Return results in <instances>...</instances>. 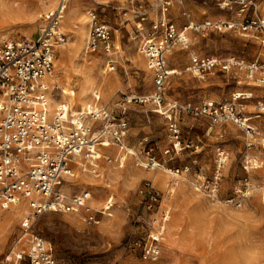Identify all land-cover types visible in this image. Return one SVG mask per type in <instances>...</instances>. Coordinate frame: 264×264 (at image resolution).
<instances>
[{
    "label": "rangeland",
    "instance_id": "obj_1",
    "mask_svg": "<svg viewBox=\"0 0 264 264\" xmlns=\"http://www.w3.org/2000/svg\"><path fill=\"white\" fill-rule=\"evenodd\" d=\"M8 1L2 3L9 5L11 11L0 7V45L11 40H35L47 22L46 14L60 0H45L47 4L30 0L22 11L17 2ZM121 2L67 0L61 19V31L67 41L56 55L52 80L59 87L52 94L54 106L67 101L79 109L83 104L78 98L85 97L90 100L88 106L96 103L95 106L101 107L117 93L142 98L159 93L154 70L135 39L131 20L112 10L113 6L127 7ZM90 9L101 13L112 28L114 71H107L106 56L101 50L93 55L86 52ZM183 11L188 12L189 18L183 16ZM227 12L218 8L216 0H182V4L176 3L170 9L169 18L182 30L188 20L198 24L229 19L231 13ZM74 16L84 19L74 20ZM186 36V46H175L165 56L171 74L160 94L161 102L130 104L129 145L133 147L140 139L148 138L147 148L127 155L122 164L119 163L122 151L116 155L108 153L113 162L101 160L99 175L86 172L76 177L82 172L81 162L78 159L72 164L74 176L67 178L64 189L69 193L89 190L91 205L99 211L113 197V207L104 215L99 214L97 225H88L80 214L47 212L38 216L25 232L21 223L30 210L20 205V214L4 222V231L0 226V264H5L13 241L23 233L40 235L49 242L57 264H264V93L233 75L216 73L202 80L186 71L192 56H235L251 62L264 56V46L237 32L188 30ZM243 92L253 93V99H238V103L255 128L254 137L231 121L212 125L208 117L181 112L176 116L181 144L173 148L169 120L164 115L166 108L231 100L233 94ZM148 149L153 150L149 155L160 164L152 175H168L165 186L156 183L154 186L164 197L163 205L170 210L169 224L165 225L160 241L161 257L154 262L143 260L141 248L133 244L144 236L132 217L139 209L138 187L148 180L154 182L144 165ZM220 151L226 156L222 164L218 162ZM166 168L180 170L170 189L167 185L172 179L164 171ZM216 177L217 195L211 198L207 185ZM169 229L175 233L172 253L166 249Z\"/></svg>",
    "mask_w": 264,
    "mask_h": 264
},
{
    "label": "built area",
    "instance_id": "obj_2",
    "mask_svg": "<svg viewBox=\"0 0 264 264\" xmlns=\"http://www.w3.org/2000/svg\"><path fill=\"white\" fill-rule=\"evenodd\" d=\"M124 2L127 7L113 8L133 22L135 39H138L141 51L155 73L157 96L142 98L117 93L102 107L74 109L65 103L52 107L49 80L54 72L56 49L67 41L66 34L61 31L67 0H60L57 7L46 14L47 22L35 40H11L0 45V207L9 210L16 205H25L30 210L21 223L25 232L38 216L47 212L80 214L88 225H97L99 214L104 215L113 207V197H109L103 210L99 211L91 205L89 190L84 188L69 193L64 189L67 178L74 176L72 164L79 159L89 165L90 174L99 175L100 160L108 164L113 162V158L101 152L102 148L124 150L119 157L121 164L127 155L134 154L125 144L130 127L129 106L133 102H161L160 94L171 74L165 56L175 46L188 44V30L237 32L264 46V15L258 12V0H216L220 10L232 11L234 5H241L242 11L252 8L253 12L250 16L240 14L236 18L206 20L198 24L188 20L182 30L177 29L169 18L170 9L176 3L182 4V0ZM182 14L189 18L187 11ZM87 15L90 23L86 52L101 50L106 56L108 70L112 71L116 63L112 28L96 10H90ZM186 71L202 80L216 73L233 75L252 83L264 93V56L251 62L235 56H192ZM251 97V93L233 94L231 100L204 101L197 107L187 104L166 108L164 115L169 120L173 148L181 144L176 121L181 112L208 117L212 125L231 121L248 136L254 137L255 128L246 120L242 105L238 103V99ZM144 146L147 148V144ZM151 151L148 149L147 154ZM147 159L145 169L160 167L154 157L149 155ZM225 160V153L218 152L219 164ZM164 171L171 176L167 186L170 189L180 170L166 168ZM215 179L207 185L211 198L217 195L218 178ZM155 187L150 180L138 187L139 209L132 216L144 232V236L133 242L134 247L141 248L142 259L151 262L160 258V241L170 220V210L163 205L164 197ZM23 234L13 241L5 264H57L49 242L37 234H30L23 242Z\"/></svg>",
    "mask_w": 264,
    "mask_h": 264
},
{
    "label": "crops",
    "instance_id": "obj_3",
    "mask_svg": "<svg viewBox=\"0 0 264 264\" xmlns=\"http://www.w3.org/2000/svg\"><path fill=\"white\" fill-rule=\"evenodd\" d=\"M93 1V0H92ZM258 3H259V5H258V12H259V14L260 15H264V2H261L260 0H258ZM108 4V3H107ZM121 4H125V2H124V0H122V2H121ZM109 5V4H108ZM112 5V4H111ZM119 5H120V3H119ZM66 6H67V4H66ZM113 6V5H112ZM115 6H117V5H115ZM121 6V5H120ZM114 7V6H113ZM241 9H243V7L241 6V5H234L233 6V10L232 11H228L227 13L228 14H230V15H228V18H236L238 15H242V16H250L251 14H252V12H253V9L252 8H245L243 11L241 10ZM90 10H95V9H90ZM89 10V11H90ZM112 10H114V11H117V13L119 14H121V12H118L119 10H116V9H114V8H112ZM88 11V12H89ZM88 12H87V14H88ZM98 12V11H97ZM224 12V11H223ZM233 13H235L236 15L233 17ZM98 14L101 16V18L105 21V22H107L108 24H110L107 20H105L103 17H102V15H101V13H99L98 12ZM230 16V17H229ZM152 18H153V16H151L150 15V20H152ZM73 19L74 20H76V19H84V17H78V16H74L73 17ZM88 23V22H87ZM131 23H132V26H133V31H134V34H135V28H134V24H133V22L131 21ZM146 26V28L148 27V24H146L145 25ZM73 28V27H72ZM246 37H248V36H246ZM114 46V45H113ZM62 47H60V48H57L56 49V55H57V53H58V51H59V49H61ZM88 54H91V55H93V54H95V53H97V52H93V53H90V52H87ZM55 58H56V56H55ZM238 58V57H237ZM114 59H115V54H114ZM56 60V59H55ZM94 61H96V60H94ZM115 62H116V60H115ZM106 64H107V62H106ZM115 67H116V63H115ZM106 68H107V66H106ZM54 69H55V62H54ZM115 70V69H114ZM114 70H112V71H114ZM107 71L108 72H111V71H109L108 70V68H107ZM215 74H213V75H209V76H214ZM53 77H54V75L50 78V80H49V85L51 86V88H52V94H53V91L55 90V89H59V87L58 86H56L55 84H53V82H52V79H53ZM247 82V81H246ZM250 90V89H249ZM257 91V90H256ZM247 93H251L252 94V97L250 98V99H253V93L252 92H247ZM52 94H51V102H52ZM240 94H246V93H240ZM262 94H263V91H262ZM264 95V94H263ZM115 96H116V94H115ZM115 96H112L111 98H109L108 99V101L104 104V105H106L107 103H109V101L110 100H112ZM250 99H247V100H250ZM69 104L71 107H73L74 108V106L70 103V102H67V101H64V102H61L60 104ZM96 104V103H95ZM95 104L94 105H92V106H87L86 108H89V107H98V106H95ZM59 105V104H58ZM104 105H102V106H104ZM57 106V105H56ZM101 106V107H102ZM52 107H55L54 105H53V103H52ZM80 109V108H79ZM129 109H130V106H129ZM262 113H264V112H262ZM127 118H128V120H129V124H130V127H131V119H130V117H129V111H128V113H127ZM130 127H129V131H128V135H127V137H126V141H125V144H126V146L128 147V149H130V150H133V153H138V150H141V149H143L145 146V144H149V140H148V138H142V139H140L139 141H138V143L135 145V146H133V147H130V145H129V135H130ZM110 149H113V150H110ZM111 151L113 152L114 151V153H111ZM120 151H122L123 153H124V150H122L121 148H118V147H107V148H102L101 149V152L104 154V155H107V156H109V157H111V158H113L112 156H110V155H108V153L109 154H111V155H116V154H118ZM122 154V153H121ZM121 154L119 155V157L121 156ZM123 155V154H122ZM101 161V160H100ZM100 161L98 162V164H100ZM105 161V160H104ZM106 162V161H105ZM107 163V162H106ZM148 171H150L149 173H151L153 170H148ZM153 173H155V172H153ZM151 177L153 178V180H154V175H152V173H151ZM152 181V180H151ZM153 182V181H152ZM155 182H153V184H154ZM158 187V186H157ZM159 188V187H158ZM168 205V204H167ZM0 209H2L1 207H0ZM4 210V209H3ZM6 211V210H5ZM169 224V223H168ZM167 225V224H166ZM161 245H162V243H161ZM160 257H161V255H160ZM160 259V258H159Z\"/></svg>",
    "mask_w": 264,
    "mask_h": 264
},
{
    "label": "bare ground",
    "instance_id": "obj_4",
    "mask_svg": "<svg viewBox=\"0 0 264 264\" xmlns=\"http://www.w3.org/2000/svg\"><path fill=\"white\" fill-rule=\"evenodd\" d=\"M3 1H5V0H0V7L2 8V10H5V11H7V12H9V11H11V7L9 6V5H7V4H4V3H2ZM10 1H13V2H17V8L19 9V10H24V8H25V4H27L28 2H30V0H9L8 2H10ZM42 1H44V3L45 4H47V1L45 2V0H42ZM49 2V1H48ZM49 4V3H48ZM46 6H48V5H46ZM0 8V9H1ZM66 8H67V6H66ZM68 23V22H67ZM69 24V23H68ZM73 25V24H72ZM78 28V27H77ZM77 30V29H76ZM79 30V29H78ZM53 80V79H52ZM158 95V93H156V95L155 96H157ZM87 97V96H86ZM78 101H80L81 102V105L83 104V106L81 107L82 109H85L87 106H88V102L90 101V100H87L85 97L83 98V97H79L78 98ZM80 161V160H79ZM81 163H80V166H82L81 168H82V172H80V174H76L75 176L76 177H79L80 175H82V174H84V173H86V172H89L90 171V168H89V165L86 163L85 164V162H82V161H80ZM112 172V171H111ZM96 178H99V176H96ZM179 180V179H178ZM167 181H168V175H164V174H162V173H156V174H154V182L159 186V187H163V186H165L166 185V183H167ZM179 184V183H178ZM174 185V184H173ZM172 185V186H173ZM168 186V185H167ZM174 189V188H173ZM170 197V196H169ZM21 209L22 208H20V205H16V206H13V207H11L9 210H0V226H3V227H1L2 228V230L4 231V228H5V224L6 223H4V222H6V221H11V219L12 220H14L15 218H16V216L18 215V214H20V212H21ZM24 218V217H23ZM2 234V233H1ZM169 235L170 236H168V240L166 239V249L168 250V251H170V253H172L173 252V248H174V242L172 241L173 240V238H172V236L173 235H175V233L171 230V229H169ZM23 238H22V241L23 242H26V240L29 238V236H30V234L29 233H24L23 234ZM164 238H165V236H164Z\"/></svg>",
    "mask_w": 264,
    "mask_h": 264
}]
</instances>
